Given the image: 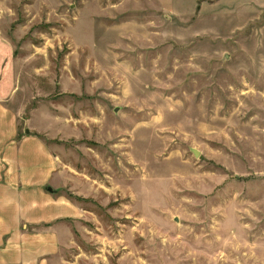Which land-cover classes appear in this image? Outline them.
Returning a JSON list of instances; mask_svg holds the SVG:
<instances>
[{"label": "rangeland", "instance_id": "1", "mask_svg": "<svg viewBox=\"0 0 264 264\" xmlns=\"http://www.w3.org/2000/svg\"><path fill=\"white\" fill-rule=\"evenodd\" d=\"M247 1L0 0L8 105L82 211L68 264H264V16Z\"/></svg>", "mask_w": 264, "mask_h": 264}, {"label": "crops", "instance_id": "2", "mask_svg": "<svg viewBox=\"0 0 264 264\" xmlns=\"http://www.w3.org/2000/svg\"><path fill=\"white\" fill-rule=\"evenodd\" d=\"M250 4L264 16V0ZM247 5L240 12L249 17ZM9 62L8 43L0 38V264H68L72 222L82 211L52 189L61 166L45 141L19 133L8 105Z\"/></svg>", "mask_w": 264, "mask_h": 264}, {"label": "water", "instance_id": "3", "mask_svg": "<svg viewBox=\"0 0 264 264\" xmlns=\"http://www.w3.org/2000/svg\"><path fill=\"white\" fill-rule=\"evenodd\" d=\"M28 132V131H27ZM195 154H198V152H195Z\"/></svg>", "mask_w": 264, "mask_h": 264}]
</instances>
